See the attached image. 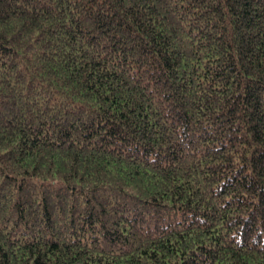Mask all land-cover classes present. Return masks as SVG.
Returning <instances> with one entry per match:
<instances>
[{"label":"trees","instance_id":"obj_1","mask_svg":"<svg viewBox=\"0 0 264 264\" xmlns=\"http://www.w3.org/2000/svg\"><path fill=\"white\" fill-rule=\"evenodd\" d=\"M0 264H264V0H0Z\"/></svg>","mask_w":264,"mask_h":264}]
</instances>
